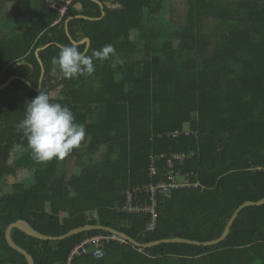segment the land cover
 <instances>
[{
  "label": "trees",
  "instance_id": "1",
  "mask_svg": "<svg viewBox=\"0 0 264 264\" xmlns=\"http://www.w3.org/2000/svg\"><path fill=\"white\" fill-rule=\"evenodd\" d=\"M97 1L103 17L98 4L73 0L58 23L48 0L28 1L34 4L26 15L30 26L0 36V86L16 77L0 91V264H27L5 239L16 221L51 237L100 225L140 244L173 238L208 242L221 236L240 205L264 198V0H183L187 10L179 27L163 16L171 0ZM83 39L90 41L88 55L113 45L123 65L112 68L116 57H110L94 60L92 75L53 74L51 60L60 47ZM77 46L85 52V44ZM39 84L85 127L82 156L74 149L63 160L38 162L17 132ZM102 150V160L86 159ZM190 152L173 170L192 174L199 186L169 195L158 191L152 231L149 216L118 211L126 190L166 181L168 157ZM68 162L80 172L67 176ZM29 169V182L13 183L2 194L6 177ZM139 203L148 204L149 194L136 195L133 204ZM98 235L110 234L90 231L53 242L14 229L11 238L34 264H264V205L243 209L216 246L140 249L113 241L100 259L86 255L69 262L77 245Z\"/></svg>",
  "mask_w": 264,
  "mask_h": 264
},
{
  "label": "clouds",
  "instance_id": "2",
  "mask_svg": "<svg viewBox=\"0 0 264 264\" xmlns=\"http://www.w3.org/2000/svg\"><path fill=\"white\" fill-rule=\"evenodd\" d=\"M110 57H116L110 65L112 68L123 65L124 61L111 44L92 50L91 55L78 50L76 44L63 45L51 60V72L66 79L92 75L94 60L103 62ZM23 109L24 117L17 124V132L22 133L27 148L38 162L63 160L80 147L86 135L85 127L76 121L67 105L52 102L46 91L39 89L38 95L26 102Z\"/></svg>",
  "mask_w": 264,
  "mask_h": 264
},
{
  "label": "built area",
  "instance_id": "3",
  "mask_svg": "<svg viewBox=\"0 0 264 264\" xmlns=\"http://www.w3.org/2000/svg\"><path fill=\"white\" fill-rule=\"evenodd\" d=\"M73 0H48V7L52 11L58 14V20L56 23L60 22L65 16L68 8L71 6ZM193 153H174L171 154L167 159L168 172L166 176V181L161 182L156 186H136L130 188L124 192L125 203L121 208L118 209L119 212L128 215L131 214H143L150 217V222L148 230L152 231L156 224L157 219V200L156 193L161 191L164 195H169L172 190L179 188H196L199 186L198 181H191V175L186 174L184 176L180 173L175 172L174 165L176 163H182L184 160L191 158ZM256 170H261V168H256ZM155 173L154 167L151 168V174ZM138 194H149L148 204H133V200ZM117 241L119 243L124 242L120 238L109 235V236H92L86 238L81 244L77 245L70 253L69 262L73 257L91 255L95 259H100L103 256V247L109 242ZM102 253V254H101Z\"/></svg>",
  "mask_w": 264,
  "mask_h": 264
},
{
  "label": "water",
  "instance_id": "4",
  "mask_svg": "<svg viewBox=\"0 0 264 264\" xmlns=\"http://www.w3.org/2000/svg\"><path fill=\"white\" fill-rule=\"evenodd\" d=\"M90 1H92V2H94V3L99 5L100 9L102 10L101 17H103L104 16L103 5L97 0H90ZM77 18H81V19H85V20H95V19H90V18H86V17H83V16H77ZM69 20L70 19H68V21ZM72 43L76 44V45L85 44L86 45L85 52L88 50V48L90 46L89 39H83L79 43H75L74 41H72ZM40 50L41 49H38L36 51L37 56H38V53L40 52ZM39 62L41 64L40 59H39ZM43 74H44V69H43V66L41 64L40 84H41V81H42V78H43ZM15 78L16 77L10 78L4 85L0 86V91L3 90ZM40 84H39V87L36 89V92L39 91ZM0 102H1V97H0ZM262 205H264V198L259 200V201H257V202H245L242 205H240L236 209L234 214L231 216L229 221L227 222L226 227H225L223 233L221 234V236L218 237L215 240L208 241V242H197V241H191V240H187V239L173 238V239H167V240H160V241L150 242V243H147V244H140V243L136 242L135 240H133L132 238H130L129 236H127L126 234L122 233V232L116 231V230L108 228V227H103V226H100V225H86V226H83V227H79V228L73 229V230L67 232L66 234H64L62 236L51 237V236H45V235L40 234L39 232L35 231L28 223H26L24 221H16V222L10 224L7 227L6 231H5V239H6V242H7V244L9 245V247L11 249H13L16 252L20 253L25 258L27 264H34L33 258L24 249L20 248L19 246H17L12 241L11 233H12V231L14 229H18L21 232H23L26 235H28L29 237H32V238L40 240V241L57 242V241L65 240L67 238H70L72 236H75V235H78V234H81V233H86V232H90V231H105V232L109 233L110 235H114V236L120 238L121 240H123L124 242H127V243L131 244L132 246H134L136 248H140V249L151 248V247L158 246L160 244H187V245H194V246H199V247H211V246L218 245L219 243H221L222 241H224L226 239V237L228 236L234 221L236 220L238 214L243 209H245L247 207H251V206H262Z\"/></svg>",
  "mask_w": 264,
  "mask_h": 264
},
{
  "label": "rangeland",
  "instance_id": "5",
  "mask_svg": "<svg viewBox=\"0 0 264 264\" xmlns=\"http://www.w3.org/2000/svg\"><path fill=\"white\" fill-rule=\"evenodd\" d=\"M187 6L186 3L183 0H171L167 6L166 12H164L163 16L165 17V20L171 24V26L179 27L182 26L184 23V17L186 14ZM131 39L135 42H138V33L135 31H132L131 33ZM176 46L178 44V41L173 42ZM136 47L140 48V44L136 43ZM88 144V138L85 136L84 140L81 142V145L77 150L78 155L82 156L83 151L85 152L86 145ZM20 152L17 153L16 157H20L21 154L24 152V149L19 150ZM87 156V155H86ZM104 158V151L98 153L96 157L93 159L86 157V159H90V162L100 161ZM68 168V169H67ZM80 168L75 166L73 162H68V164L65 167V174L67 176H70L72 173H79ZM33 171L31 169L29 170H23L18 171L16 175L6 177L5 183H3L2 188V194L8 193L11 189V185L16 182H29L31 180Z\"/></svg>",
  "mask_w": 264,
  "mask_h": 264
},
{
  "label": "crops",
  "instance_id": "6",
  "mask_svg": "<svg viewBox=\"0 0 264 264\" xmlns=\"http://www.w3.org/2000/svg\"><path fill=\"white\" fill-rule=\"evenodd\" d=\"M31 0H0V36L21 33L30 26L27 12L34 8Z\"/></svg>",
  "mask_w": 264,
  "mask_h": 264
}]
</instances>
